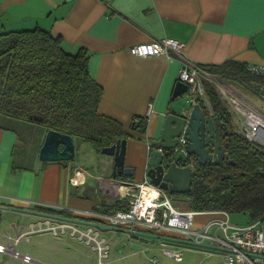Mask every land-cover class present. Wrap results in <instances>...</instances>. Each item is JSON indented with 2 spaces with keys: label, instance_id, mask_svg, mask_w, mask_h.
Instances as JSON below:
<instances>
[{
  "label": "crops",
  "instance_id": "crops-1",
  "mask_svg": "<svg viewBox=\"0 0 264 264\" xmlns=\"http://www.w3.org/2000/svg\"><path fill=\"white\" fill-rule=\"evenodd\" d=\"M38 27L59 36L67 52L76 54L84 48L90 53V74L103 88L99 113L117 120L130 136L125 166L134 172L133 176L120 175L113 179L114 157L106 155L107 159L101 160L100 167L104 175L96 178L87 170L86 182L77 186L73 177L77 168L83 166L71 161L40 160L46 136L34 167L29 168L16 155L19 144L17 132L1 130L0 204L20 211H3L0 223L12 214L28 225H13L16 236L8 232V238L9 235L16 238L29 231L31 225L53 218L52 215L45 216L49 214L39 211L38 207L67 211L72 218L77 212L105 213V206L125 199L129 187L132 188L129 185L121 188L119 183L139 185L146 180L151 181L147 176L150 140L159 138L170 110L180 111L187 104L191 105L188 92L174 100L175 89L180 82V60L165 56L136 57L130 52L131 47L173 38L185 43L187 57L204 67L230 61L245 65L264 64V0H0V33ZM228 81L232 83L220 82L230 93L264 112V102L236 81ZM218 94L230 114V129L227 128L230 135L231 130L241 134V117L221 93ZM150 104H153L154 112L147 119V131L143 135L133 129V123L135 119L145 117ZM198 105L207 116L217 117L211 102L208 105L201 100ZM222 121L227 127V122ZM45 133L47 135L48 131ZM74 142L77 149V140ZM88 181L90 191L80 190L81 186H88ZM167 193L172 199L174 196L180 199L177 194ZM200 216L206 223L215 215L207 213ZM32 234L35 233L18 244L23 240L31 242L26 238ZM165 237L159 240L172 242L170 234ZM207 253L208 258L216 255ZM217 255L216 259L199 263L188 261V264H224L223 255ZM7 257L10 258L8 264L12 259H19L12 258L9 253H0V264ZM34 260L27 264H45ZM175 262L182 264L184 257L181 262Z\"/></svg>",
  "mask_w": 264,
  "mask_h": 264
},
{
  "label": "trees",
  "instance_id": "trees-1",
  "mask_svg": "<svg viewBox=\"0 0 264 264\" xmlns=\"http://www.w3.org/2000/svg\"><path fill=\"white\" fill-rule=\"evenodd\" d=\"M89 61L86 49L69 53L59 36L39 27L0 33V117L70 135L92 144L99 153L127 140L130 136L121 123L99 113L103 88L92 78ZM206 68L218 78L255 79L245 64L230 61ZM206 91L215 114L230 129V114L214 84L206 82ZM137 119L133 129L145 135L147 120ZM7 129L0 124V131ZM225 146L226 159L221 163L202 165L194 158L191 191L177 196L178 200L174 196L173 203L183 210L225 211L244 214L250 223L260 221L264 219V148L232 130ZM178 201L186 205L181 208ZM128 207V198L118 199L104 211L115 213ZM38 210L52 216L71 215L57 209Z\"/></svg>",
  "mask_w": 264,
  "mask_h": 264
},
{
  "label": "built area",
  "instance_id": "built-area-1",
  "mask_svg": "<svg viewBox=\"0 0 264 264\" xmlns=\"http://www.w3.org/2000/svg\"><path fill=\"white\" fill-rule=\"evenodd\" d=\"M109 1V0H102ZM186 44L173 38H163L149 43L131 47L130 52L141 58L165 56L169 59L180 60L182 67L179 81L188 86V97L191 106L199 104L201 100L210 105L206 91V82L216 85L218 92L226 99L233 111L241 117V134L251 143L264 148V112L249 102L236 97L213 75L206 67L191 61L186 53ZM250 76L261 80H244L234 77L241 86H244L253 96L264 102V64L247 65ZM154 112L153 104L149 105L145 119ZM136 122H139L137 119ZM183 146L175 149L188 159L187 165L195 167L194 157L190 156ZM87 171L77 168L73 177L74 185H83L86 182ZM129 191L125 198L129 199V207L115 213H99L95 211L77 212L72 219L104 224L117 230L128 233L129 239L147 240L149 235L170 234L172 241L188 245L191 249H203L209 253H220L224 257V264H264V219L249 223L244 227L231 224L230 215L225 211L197 212L183 210L176 207L167 191L146 180L136 185L122 182ZM134 186V187H133ZM214 214V218L202 226H197L196 217L203 214ZM50 232L55 237L69 236L91 247L97 254L99 264H106L110 258L111 246L103 232L92 225L83 224L65 219L49 218L31 225L29 231L22 232L16 238L9 235L8 244L0 243V253H9L12 258L22 259L26 263L35 260L17 250L18 243L31 233ZM177 262L183 260V252L164 251ZM157 264V259L150 260Z\"/></svg>",
  "mask_w": 264,
  "mask_h": 264
},
{
  "label": "rangeland",
  "instance_id": "rangeland-1",
  "mask_svg": "<svg viewBox=\"0 0 264 264\" xmlns=\"http://www.w3.org/2000/svg\"><path fill=\"white\" fill-rule=\"evenodd\" d=\"M218 80L223 83H232L228 81L229 79L218 78ZM236 87L242 91V93L249 96L242 88ZM0 124L8 127V130L17 132L19 135V144L16 149V155L18 159L22 160L24 166L29 168L34 167L35 160L39 157V148L43 138L46 136L45 128L34 126L23 120L11 119L3 116L0 117ZM234 125L238 128L237 124ZM102 159H107L106 155L97 152L92 144L77 140L76 156L71 162L80 164L86 171L89 170L95 175L94 177L97 178L99 175H104L100 168ZM90 181L87 183L88 186H81L80 190L84 188L90 191ZM95 183L97 185V182ZM177 205L181 207L182 205L185 206L186 203H180L178 201ZM69 216L70 217H60L57 215L53 218H72V214ZM230 222L234 226L244 227L250 223V219L244 214H231ZM22 224L26 225V222L15 215L10 214L7 218L5 217L3 222L0 223V242L8 244L10 242L8 232H11L15 237L16 233L13 225H17L18 227ZM196 224L197 226H202L204 224L201 216L196 217ZM102 232L104 238H106L111 246L110 258L106 260V264H152L150 261L151 259H157V264H176L173 257L165 254V250L183 252L184 262L182 264H188V261L199 263L206 259H216L219 255L214 253L216 254L215 256L208 258L206 256L208 254L206 250L191 249L187 247L188 245L175 241L169 242L160 241L159 239H149L148 236L145 241L133 238L129 239L128 233L115 228ZM156 236L166 238L164 235ZM26 239L31 242L28 243L26 240H23L17 246L18 252L27 254L33 259L41 260L42 263L99 264L97 254L94 253L91 247L69 236L57 238L50 232H40L30 235V237ZM9 259L10 258L7 257L2 264H8ZM10 264L27 263H23L19 259H12Z\"/></svg>",
  "mask_w": 264,
  "mask_h": 264
},
{
  "label": "water",
  "instance_id": "water-1",
  "mask_svg": "<svg viewBox=\"0 0 264 264\" xmlns=\"http://www.w3.org/2000/svg\"><path fill=\"white\" fill-rule=\"evenodd\" d=\"M188 86L179 82L174 93V100L185 95ZM182 107L180 111L170 110L166 117L164 128L159 138L150 140L151 153L148 162L147 176L151 182L171 194H187L193 184V169L187 165L188 159L175 152L183 146L187 153L196 158L199 164L221 163L226 159L225 140L230 131L219 117H210L205 114L200 105ZM127 140L104 148L101 153L114 157L112 177L120 175L133 176L134 169L125 166ZM76 145L70 135L50 130L40 150V160L44 162H67L75 158ZM183 162V166L180 162ZM3 211L10 213L20 211L14 207L0 204V221ZM45 215V214H41ZM52 217L51 215H45ZM55 217V216H53ZM99 228L102 231L113 230V227L79 221L72 218H63ZM154 239H164L150 235Z\"/></svg>",
  "mask_w": 264,
  "mask_h": 264
},
{
  "label": "flooded vegetation",
  "instance_id": "flooded-vegetation-1",
  "mask_svg": "<svg viewBox=\"0 0 264 264\" xmlns=\"http://www.w3.org/2000/svg\"><path fill=\"white\" fill-rule=\"evenodd\" d=\"M177 195H182V194H177Z\"/></svg>",
  "mask_w": 264,
  "mask_h": 264
}]
</instances>
